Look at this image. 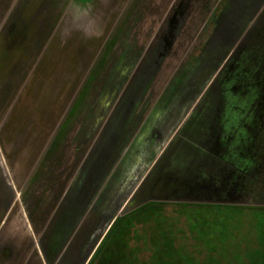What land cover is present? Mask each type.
I'll list each match as a JSON object with an SVG mask.
<instances>
[{"label": "rangeland", "instance_id": "rangeland-1", "mask_svg": "<svg viewBox=\"0 0 264 264\" xmlns=\"http://www.w3.org/2000/svg\"><path fill=\"white\" fill-rule=\"evenodd\" d=\"M234 3L44 0L29 13L0 85V164L10 218L25 215L48 264H264V191L225 205L133 194L168 135L153 112L264 107V0Z\"/></svg>", "mask_w": 264, "mask_h": 264}, {"label": "crops", "instance_id": "crops-1", "mask_svg": "<svg viewBox=\"0 0 264 264\" xmlns=\"http://www.w3.org/2000/svg\"><path fill=\"white\" fill-rule=\"evenodd\" d=\"M42 1L0 0V85L10 79L12 59L17 58L13 51L31 33L26 19L32 11L38 14ZM228 4L233 7L234 0H228ZM220 18L219 13L215 25ZM260 34L256 46L264 42V23ZM241 54L246 61L253 53L247 49ZM240 57L232 61V66L246 64ZM180 111L162 108L152 113L158 117L149 123L164 128L168 135L158 132L159 138L167 137L162 145H157L158 150L150 153L155 155L147 160L152 165L140 173L141 180L133 193L138 196L137 201L247 204L240 200L255 191L263 193L264 107L215 106L191 117L189 112ZM174 124L176 127L169 134ZM12 193L11 179L0 164V264H48L25 215L17 210L15 214L20 218H10L17 207Z\"/></svg>", "mask_w": 264, "mask_h": 264}, {"label": "trees", "instance_id": "trees-1", "mask_svg": "<svg viewBox=\"0 0 264 264\" xmlns=\"http://www.w3.org/2000/svg\"><path fill=\"white\" fill-rule=\"evenodd\" d=\"M254 57H255V56H254ZM241 99L246 100V98H241ZM241 99L239 100V98H238L237 101H236V104H241V103H240ZM238 106H239V105H238ZM221 208H230V207H221Z\"/></svg>", "mask_w": 264, "mask_h": 264}]
</instances>
